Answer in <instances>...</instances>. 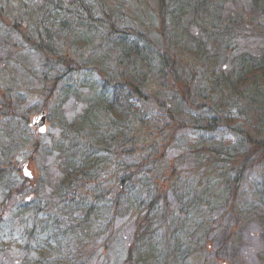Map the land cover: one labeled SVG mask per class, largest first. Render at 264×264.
Returning <instances> with one entry per match:
<instances>
[{
    "label": "trees",
    "instance_id": "obj_1",
    "mask_svg": "<svg viewBox=\"0 0 264 264\" xmlns=\"http://www.w3.org/2000/svg\"><path fill=\"white\" fill-rule=\"evenodd\" d=\"M16 1L24 26L2 7L0 26L18 40L12 55L26 50L38 64L24 91L0 74L3 194L28 146V99H43L47 111L53 102V113L69 97L84 105L62 121L59 214L35 208L33 224L21 222L24 235L40 225L35 239L45 237L52 259L75 242L107 248L112 226L125 220L133 231L123 264H187L204 254L209 215L237 206L246 174L264 160V51L232 48L241 27L255 31L264 18V0H250L247 11L231 10L229 0H137L133 15L113 0H42L33 9V0ZM9 64L0 60V72ZM185 128L197 137L187 149ZM174 150L173 167L166 157Z\"/></svg>",
    "mask_w": 264,
    "mask_h": 264
},
{
    "label": "rangeland",
    "instance_id": "obj_2",
    "mask_svg": "<svg viewBox=\"0 0 264 264\" xmlns=\"http://www.w3.org/2000/svg\"><path fill=\"white\" fill-rule=\"evenodd\" d=\"M33 1L32 5L28 3V8L33 9L34 6L42 5V0ZM152 2L154 0H144L145 4L142 2V5L148 7L149 3L153 6ZM113 3L128 10L135 9L130 11L132 13L130 15L138 14L141 10L137 9L140 6L137 0H113ZM16 4V0H0L1 11L10 10L11 14H19L14 19L17 18V21L21 19L20 24L24 26L22 11L14 10ZM249 4L250 0H229L228 8L247 11ZM31 15L27 14L28 17H32ZM12 20L9 23L13 22ZM9 28V26H0V60L10 63L0 74H5L3 79L8 78V81L16 79L17 90L24 91L29 88L28 85L35 82L38 59L26 50L12 55L13 45L18 40L8 33ZM244 28L238 30L239 35L233 39L232 48L240 54L244 52L251 56L261 54L264 51V18L255 24V31L253 27ZM89 54L93 58L91 51L85 52V58ZM80 93L86 94L87 91L80 87ZM28 100L24 105L25 108L21 110L22 114L28 115L25 136L22 137L24 142L27 141L28 146L16 156L20 171L17 176H13L15 178L12 179L11 184L14 185L10 188V192L3 194L5 190L3 187L0 188V264H123L124 243L130 242L132 222L124 220L117 226H112L113 235L110 238L112 241L108 243L107 248L102 243L90 242L87 248L84 241L75 242L70 246V254L54 256L52 259L47 248L49 243L44 240L45 237L35 239L36 234L42 229L39 224L34 226L31 238L24 235L26 230L22 221L27 216L28 224L32 225L35 208H42L44 214L46 212L59 214L58 207H62V203L56 189L59 187L61 171L64 168V156L61 150L67 136L62 121L70 124L84 109V105L76 101L74 96L56 107L55 113L52 112L53 102L47 111L45 108L47 102L43 99L32 97ZM43 111L46 117V131L40 134L38 127H31L29 123ZM221 136L222 134L216 137L218 141ZM228 136V134L222 136L227 144L230 141ZM181 137L184 149L190 148L197 142V137L188 128L184 129ZM184 149L180 151L185 152ZM179 154L180 152L174 150L169 157H166L167 164L169 162L174 167L175 162L172 161ZM190 159L185 157L180 167L183 176L189 175L188 169L191 163L188 160ZM26 164L32 175L31 179H26L23 175ZM246 176L243 185L240 186L238 205L235 207L229 205L225 212L208 214L209 231L205 241H201L207 244V248L204 254L201 256L196 254L187 264H264V160L256 163L255 170L248 172ZM23 180L27 183H23ZM38 188L41 190H37ZM36 190L38 195L34 198ZM43 213L37 215L40 216L41 223L44 219ZM117 231L118 235H115L114 232Z\"/></svg>",
    "mask_w": 264,
    "mask_h": 264
},
{
    "label": "water",
    "instance_id": "obj_3",
    "mask_svg": "<svg viewBox=\"0 0 264 264\" xmlns=\"http://www.w3.org/2000/svg\"><path fill=\"white\" fill-rule=\"evenodd\" d=\"M45 122H46V117L45 113L41 112L38 116H36L30 123L29 126L31 127H38V131L40 134L45 133L46 128H45ZM23 175L26 179H31L32 175L27 169V164L23 168Z\"/></svg>",
    "mask_w": 264,
    "mask_h": 264
}]
</instances>
